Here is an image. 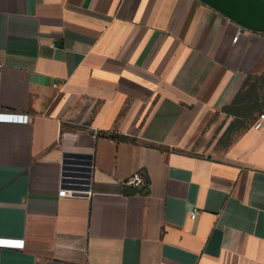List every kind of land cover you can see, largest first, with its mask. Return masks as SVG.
I'll return each mask as SVG.
<instances>
[{
	"label": "crops",
	"instance_id": "1",
	"mask_svg": "<svg viewBox=\"0 0 264 264\" xmlns=\"http://www.w3.org/2000/svg\"><path fill=\"white\" fill-rule=\"evenodd\" d=\"M0 64V114L31 118L0 122V264H264V111L226 110L264 33L199 0H0Z\"/></svg>",
	"mask_w": 264,
	"mask_h": 264
},
{
	"label": "water",
	"instance_id": "2",
	"mask_svg": "<svg viewBox=\"0 0 264 264\" xmlns=\"http://www.w3.org/2000/svg\"><path fill=\"white\" fill-rule=\"evenodd\" d=\"M242 28L264 33V0H199Z\"/></svg>",
	"mask_w": 264,
	"mask_h": 264
},
{
	"label": "trees",
	"instance_id": "3",
	"mask_svg": "<svg viewBox=\"0 0 264 264\" xmlns=\"http://www.w3.org/2000/svg\"><path fill=\"white\" fill-rule=\"evenodd\" d=\"M250 79H252V77H249L247 79L245 86L247 84H249ZM261 80L264 81V77H262ZM256 82L258 83L259 81H256ZM256 85L253 84L251 86L254 93L257 92ZM226 110L228 112H232L234 110L239 112L240 115L238 117L241 119L240 120L241 126H243V128H248L254 122L253 121L254 119H252V115H254V113H256V112L260 113V112L264 111V102H262L260 100L258 94H256L255 96H252L249 99L243 98L240 94V96L237 97V99L234 101L232 106L227 107ZM228 132H229V130H228Z\"/></svg>",
	"mask_w": 264,
	"mask_h": 264
},
{
	"label": "built area",
	"instance_id": "4",
	"mask_svg": "<svg viewBox=\"0 0 264 264\" xmlns=\"http://www.w3.org/2000/svg\"><path fill=\"white\" fill-rule=\"evenodd\" d=\"M238 37L234 39V41H237ZM3 68V65L0 64V70ZM31 121V118L27 115L24 116H17L16 114H0V122L4 123H29ZM264 124V115L260 117V119L255 122L254 128L259 129ZM128 185L133 186L135 188H141L144 185V179L141 173L137 172L131 176V178L127 182ZM197 212H194L191 215V219L195 220L197 217Z\"/></svg>",
	"mask_w": 264,
	"mask_h": 264
},
{
	"label": "rangeland",
	"instance_id": "5",
	"mask_svg": "<svg viewBox=\"0 0 264 264\" xmlns=\"http://www.w3.org/2000/svg\"><path fill=\"white\" fill-rule=\"evenodd\" d=\"M253 84H257L256 87H257V92L254 93L251 86ZM256 94H258L260 100H262V102H264V81H260V82H256V79L255 78H252L250 79V82L249 84H247L246 86L244 85V89L241 93V96L243 98H246V99H249L251 98L252 96H255ZM216 118H212L211 122L213 120H215ZM225 123V121L222 122V125ZM209 126L206 128V130H208ZM221 128V127H220ZM210 134V141H209V144L208 146L209 147H216L219 145L218 141H219V138L221 136V133L219 132V130H217L216 132H212V133H209ZM207 135V134H206ZM219 147V146H218Z\"/></svg>",
	"mask_w": 264,
	"mask_h": 264
}]
</instances>
